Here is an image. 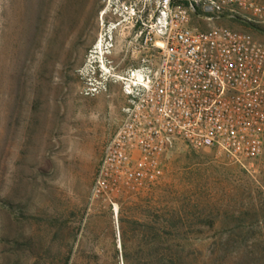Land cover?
I'll use <instances>...</instances> for the list:
<instances>
[{
  "label": "rangeland",
  "instance_id": "rangeland-1",
  "mask_svg": "<svg viewBox=\"0 0 264 264\" xmlns=\"http://www.w3.org/2000/svg\"><path fill=\"white\" fill-rule=\"evenodd\" d=\"M143 2L0 0V264H155L165 237L186 264H264V140L243 165L176 142L157 183L90 195L126 104L113 75L148 54Z\"/></svg>",
  "mask_w": 264,
  "mask_h": 264
},
{
  "label": "built area",
  "instance_id": "built-area-1",
  "mask_svg": "<svg viewBox=\"0 0 264 264\" xmlns=\"http://www.w3.org/2000/svg\"><path fill=\"white\" fill-rule=\"evenodd\" d=\"M150 1L132 17L148 54L113 75L126 104L90 189L112 206L116 195L157 183L176 142L218 149L243 165L264 140V43L228 25L264 26V0Z\"/></svg>",
  "mask_w": 264,
  "mask_h": 264
},
{
  "label": "trees",
  "instance_id": "trees-1",
  "mask_svg": "<svg viewBox=\"0 0 264 264\" xmlns=\"http://www.w3.org/2000/svg\"><path fill=\"white\" fill-rule=\"evenodd\" d=\"M163 244V247L155 258V264H186L184 257L179 253V251L172 249V245H174L172 239L165 237L163 239ZM122 257L124 258V264H127L125 261V255L122 254ZM145 259L146 261L151 262L153 260V256L148 253Z\"/></svg>",
  "mask_w": 264,
  "mask_h": 264
},
{
  "label": "bare ground",
  "instance_id": "bare-ground-1",
  "mask_svg": "<svg viewBox=\"0 0 264 264\" xmlns=\"http://www.w3.org/2000/svg\"><path fill=\"white\" fill-rule=\"evenodd\" d=\"M52 14H53V13H52ZM52 16H53V15H52ZM52 18H53V17H52ZM54 19H55V17H54ZM54 19H53V20H54ZM53 20H52V22H53Z\"/></svg>",
  "mask_w": 264,
  "mask_h": 264
}]
</instances>
